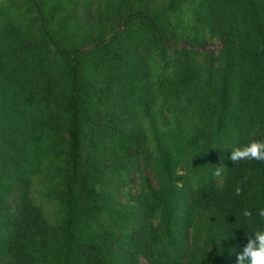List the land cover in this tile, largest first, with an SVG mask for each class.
<instances>
[{
	"label": "trees",
	"instance_id": "16d2710c",
	"mask_svg": "<svg viewBox=\"0 0 264 264\" xmlns=\"http://www.w3.org/2000/svg\"><path fill=\"white\" fill-rule=\"evenodd\" d=\"M260 139L264 0H0V264H237Z\"/></svg>",
	"mask_w": 264,
	"mask_h": 264
},
{
	"label": "clouds",
	"instance_id": "9594fccd",
	"mask_svg": "<svg viewBox=\"0 0 264 264\" xmlns=\"http://www.w3.org/2000/svg\"><path fill=\"white\" fill-rule=\"evenodd\" d=\"M229 159L236 163L244 160L264 161V139L252 140L244 146L232 148ZM222 173L223 166L217 167L215 174L220 176ZM242 183L237 184L235 188L237 195L243 192ZM258 214L264 217V209H261ZM243 215L251 221L253 213L246 209ZM237 264H264V230L249 235L247 244L237 254Z\"/></svg>",
	"mask_w": 264,
	"mask_h": 264
},
{
	"label": "rangeland",
	"instance_id": "374dc122",
	"mask_svg": "<svg viewBox=\"0 0 264 264\" xmlns=\"http://www.w3.org/2000/svg\"><path fill=\"white\" fill-rule=\"evenodd\" d=\"M219 46V42L216 43L215 47H218Z\"/></svg>",
	"mask_w": 264,
	"mask_h": 264
}]
</instances>
